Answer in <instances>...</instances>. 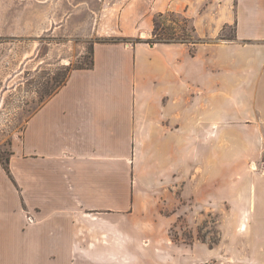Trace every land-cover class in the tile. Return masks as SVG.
Instances as JSON below:
<instances>
[{
	"label": "crops",
	"instance_id": "1",
	"mask_svg": "<svg viewBox=\"0 0 264 264\" xmlns=\"http://www.w3.org/2000/svg\"><path fill=\"white\" fill-rule=\"evenodd\" d=\"M93 1L74 8L86 22L59 25L91 42V66L28 116L11 178L0 166V264H162L164 226L201 188L237 221L239 262H264L251 170L264 161V0ZM165 15L193 42L140 39Z\"/></svg>",
	"mask_w": 264,
	"mask_h": 264
},
{
	"label": "rangeland",
	"instance_id": "2",
	"mask_svg": "<svg viewBox=\"0 0 264 264\" xmlns=\"http://www.w3.org/2000/svg\"><path fill=\"white\" fill-rule=\"evenodd\" d=\"M84 1L95 6L93 0H0L1 167L8 162L28 116L41 101L58 90L71 70L90 66L91 42L59 28L70 13L73 24L86 22V13L74 9ZM154 20L156 28L151 35L140 37L149 44L167 39L172 33L175 37L181 28L192 35L189 24L178 16L165 15ZM231 34L230 29L225 30L226 37ZM67 52L74 58L66 60ZM196 192L195 207L190 212L185 210L171 226H164L163 239L169 246L164 248L162 264H242V253L240 256L235 250L234 242L237 221L225 216L228 207L222 206L216 212L208 210L202 188ZM175 208L172 210L169 203L160 212L170 216ZM240 227L243 230L244 223Z\"/></svg>",
	"mask_w": 264,
	"mask_h": 264
},
{
	"label": "trees",
	"instance_id": "3",
	"mask_svg": "<svg viewBox=\"0 0 264 264\" xmlns=\"http://www.w3.org/2000/svg\"><path fill=\"white\" fill-rule=\"evenodd\" d=\"M158 17H161V16H157L156 18H158ZM183 21L186 22L185 20H183ZM153 25H154V30H155V28H156L155 20H154V24ZM192 30L193 29H191V31ZM193 40H194L193 36L192 35L190 36V35L186 34L185 31L181 28L180 31H178L175 34V37H174V34L172 33V35H170L167 39L158 40V41L150 42V43L151 44L152 43H185V42H191L192 43ZM196 40H198V39H196ZM91 64H92V61L90 63V66H91ZM43 101H41V102H43ZM1 165H2V168L4 169V171L6 172V174L9 176V178H11L10 173H9V169H8V162L5 165H3V164H1Z\"/></svg>",
	"mask_w": 264,
	"mask_h": 264
},
{
	"label": "built area",
	"instance_id": "4",
	"mask_svg": "<svg viewBox=\"0 0 264 264\" xmlns=\"http://www.w3.org/2000/svg\"><path fill=\"white\" fill-rule=\"evenodd\" d=\"M251 170H253L254 172L259 173L260 175H264V161H261L258 165L256 166H252Z\"/></svg>",
	"mask_w": 264,
	"mask_h": 264
}]
</instances>
